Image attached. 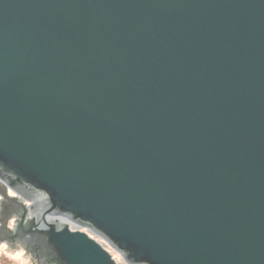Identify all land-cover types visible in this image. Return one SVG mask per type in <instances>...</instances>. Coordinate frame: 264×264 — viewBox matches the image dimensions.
Returning <instances> with one entry per match:
<instances>
[{"label": "water", "instance_id": "water-1", "mask_svg": "<svg viewBox=\"0 0 264 264\" xmlns=\"http://www.w3.org/2000/svg\"><path fill=\"white\" fill-rule=\"evenodd\" d=\"M17 240L34 264H264V0H0Z\"/></svg>", "mask_w": 264, "mask_h": 264}, {"label": "rangeland", "instance_id": "rangeland-1", "mask_svg": "<svg viewBox=\"0 0 264 264\" xmlns=\"http://www.w3.org/2000/svg\"><path fill=\"white\" fill-rule=\"evenodd\" d=\"M10 194H14V193L10 192ZM15 218L16 217L12 218V220H10L8 223V226L11 228V230L12 229L14 230V228H15V225H16ZM70 225H71V229H73V230L80 229V230L87 231L86 229L81 228L74 223L70 222ZM100 241L103 243L102 240H100ZM108 248L110 249L111 253H113L116 260L119 263L124 264L122 258L119 256V254L117 252H115L114 250H112L110 247H108ZM4 258L10 259V262L5 263ZM0 264H34V263L30 259L28 251L25 249V246L22 243V241L17 240L13 244L8 243L6 241L0 242Z\"/></svg>", "mask_w": 264, "mask_h": 264}, {"label": "trees", "instance_id": "trees-1", "mask_svg": "<svg viewBox=\"0 0 264 264\" xmlns=\"http://www.w3.org/2000/svg\"><path fill=\"white\" fill-rule=\"evenodd\" d=\"M4 260H5V263H6V262H7V263L10 262V259H8V258H4Z\"/></svg>", "mask_w": 264, "mask_h": 264}, {"label": "bare ground", "instance_id": "bare-ground-1", "mask_svg": "<svg viewBox=\"0 0 264 264\" xmlns=\"http://www.w3.org/2000/svg\"><path fill=\"white\" fill-rule=\"evenodd\" d=\"M33 213H34V214H36V212H35V211H34Z\"/></svg>", "mask_w": 264, "mask_h": 264}]
</instances>
